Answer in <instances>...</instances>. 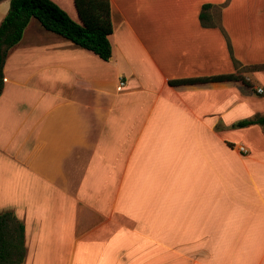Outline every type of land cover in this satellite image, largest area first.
I'll return each instance as SVG.
<instances>
[{"label": "crops", "instance_id": "0c3cea01", "mask_svg": "<svg viewBox=\"0 0 264 264\" xmlns=\"http://www.w3.org/2000/svg\"><path fill=\"white\" fill-rule=\"evenodd\" d=\"M110 2L109 61L34 19L6 57L0 214L22 264H264V133L232 128L264 115V0ZM221 75L250 86L169 85Z\"/></svg>", "mask_w": 264, "mask_h": 264}, {"label": "trees", "instance_id": "16d2710c", "mask_svg": "<svg viewBox=\"0 0 264 264\" xmlns=\"http://www.w3.org/2000/svg\"><path fill=\"white\" fill-rule=\"evenodd\" d=\"M1 1V0H0ZM79 22L51 0H10L9 10L0 23V95L3 90V67L9 51L18 44L29 22L34 19L47 32L56 34L75 46L89 51L107 62L111 58L109 37L113 33L110 0H73ZM209 8L203 6V11ZM262 69L264 66L253 68ZM240 81L250 86L243 77L221 75L208 78L169 81V85H192L207 82ZM258 125L264 133V115L239 121L232 128ZM25 256L24 226L12 212L0 214V264H22Z\"/></svg>", "mask_w": 264, "mask_h": 264}, {"label": "rangeland", "instance_id": "374dc122", "mask_svg": "<svg viewBox=\"0 0 264 264\" xmlns=\"http://www.w3.org/2000/svg\"><path fill=\"white\" fill-rule=\"evenodd\" d=\"M7 5H8V3H7ZM8 6H9V5H8ZM7 10H8V9H7ZM249 71H250V69H247V70L242 69L240 72L248 73ZM109 86H110V91H111L112 93L115 92V90H117V83H116L115 81L113 82V80H112V81L110 82V85H109ZM119 89H120V88H118V90H119ZM257 89H259V88H257ZM257 89H256V91H255L257 95H262V94H264V93H262V94H258V93H257ZM118 90H117V91H118ZM257 97H259V98L261 99L260 96H257ZM259 98H258V99H259Z\"/></svg>", "mask_w": 264, "mask_h": 264}, {"label": "built area", "instance_id": "2783aa9c", "mask_svg": "<svg viewBox=\"0 0 264 264\" xmlns=\"http://www.w3.org/2000/svg\"><path fill=\"white\" fill-rule=\"evenodd\" d=\"M122 85H123V83H120V86H122ZM257 93H258V94H262V93H263V90L259 88V89H257ZM239 150H240L241 152H245V151H244V148H243L242 146L239 147Z\"/></svg>", "mask_w": 264, "mask_h": 264}]
</instances>
